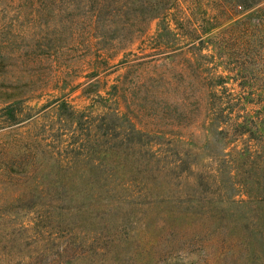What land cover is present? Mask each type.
<instances>
[{
  "label": "rangeland",
  "instance_id": "rangeland-1",
  "mask_svg": "<svg viewBox=\"0 0 264 264\" xmlns=\"http://www.w3.org/2000/svg\"><path fill=\"white\" fill-rule=\"evenodd\" d=\"M0 264H264V0H0Z\"/></svg>",
  "mask_w": 264,
  "mask_h": 264
}]
</instances>
